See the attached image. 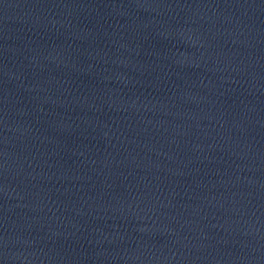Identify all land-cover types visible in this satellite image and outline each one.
I'll return each instance as SVG.
<instances>
[{"label": "water", "instance_id": "obj_1", "mask_svg": "<svg viewBox=\"0 0 264 264\" xmlns=\"http://www.w3.org/2000/svg\"><path fill=\"white\" fill-rule=\"evenodd\" d=\"M0 264H264V0H0Z\"/></svg>", "mask_w": 264, "mask_h": 264}]
</instances>
